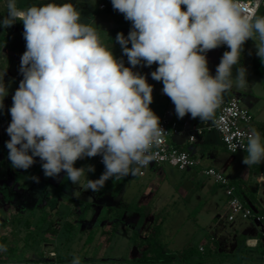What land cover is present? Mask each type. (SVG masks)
Returning a JSON list of instances; mask_svg holds the SVG:
<instances>
[{
    "label": "clouds",
    "instance_id": "clouds-1",
    "mask_svg": "<svg viewBox=\"0 0 264 264\" xmlns=\"http://www.w3.org/2000/svg\"><path fill=\"white\" fill-rule=\"evenodd\" d=\"M264 0H111L114 10L131 22L128 36L115 39L131 67L114 56L95 23L82 21L81 12L68 0L19 8L7 0L0 27L23 24L26 51L19 71L23 79L8 110V158L14 169H29L39 158L45 177L61 172L73 185L99 192L110 179L136 175L156 159L153 149L165 142L160 117L150 108L153 86L133 71L157 64L151 77L162 82L164 95L179 119L208 122L223 95L235 86H248L247 70L240 66L245 43L255 42L264 63ZM184 6V10H182ZM131 45L129 47L128 45ZM222 45L225 51L212 75L207 52ZM0 71V110L8 89ZM243 149L248 168L264 162V139L256 128L245 134ZM101 156L104 172L88 179L95 167H75L78 160ZM39 182L38 177H33ZM7 246L0 244V252ZM71 264H81L74 257Z\"/></svg>",
    "mask_w": 264,
    "mask_h": 264
},
{
    "label": "rangeland",
    "instance_id": "rangeland-1",
    "mask_svg": "<svg viewBox=\"0 0 264 264\" xmlns=\"http://www.w3.org/2000/svg\"><path fill=\"white\" fill-rule=\"evenodd\" d=\"M25 1L27 0H17V2L20 3ZM32 2L34 4L36 3L35 0ZM100 2H106L109 8L112 5L110 0H80L76 7L81 12L82 21L85 23H95L94 26L100 28L99 33L100 36L103 37L105 36V31L103 29L105 21L101 19L98 21L96 18V16L100 14L98 8ZM35 5L38 6L41 5V3L38 2ZM182 10H184V6ZM259 14L264 15V6L259 8ZM5 31V28L0 27V37L4 35L3 33ZM23 42H25V40ZM19 49L22 50L21 52L23 54L26 51V42L25 46L21 45ZM225 51H230V49L226 46H220L214 49L215 54L212 56V59L207 58L208 67L212 75L216 74V67L220 63L221 57ZM121 52L120 48L113 49V53H115L114 56L122 60L123 57L120 54ZM252 55H256V47L255 42L249 39L244 45L240 63L233 67L234 78L238 67L243 66L246 68L248 86L244 89H237L234 86L231 91L226 92V94L237 96L241 94V97L239 96L240 103L243 106H254V108L261 109L260 116L264 117V85L260 76L253 70ZM125 66L127 65L125 64ZM128 67H131V65ZM157 67V64H153L151 67L146 66L145 69H138L137 66L133 68V71L144 75L147 80H152L151 72L155 71ZM244 95H246L247 98H245ZM247 100H251V102L249 103ZM256 126H260L259 132L262 139H264V124H262V126L259 124L257 125L255 121V127ZM215 135L217 136L218 134L215 133ZM211 149H217L219 152L221 151L218 143L212 146ZM201 159L204 164L212 163L211 157H209L207 153L204 155V158ZM88 165L94 166L95 172L101 167L95 158L78 160L75 167H87ZM259 165L264 168V162L257 166ZM162 167L164 169L163 174H157L154 179L155 183L160 186L159 190L156 192H150L148 194L143 193L147 182L150 180L148 169H145V171L148 170L145 176L139 175L138 172L136 175L130 174L119 180L110 179L99 192H93L91 190H85L82 186L83 183H86V180L82 178V184L73 185L66 179V173L64 172H61L60 176L55 179L45 177L41 167V161L38 159L35 168L31 170H21L23 175L16 178L21 192L14 194L9 192L4 195L7 200L11 201L12 199L13 202L17 204L16 206L22 211L15 206L3 209L0 208V233L5 234L9 239L11 238L14 246L12 253L6 256L8 251V246L6 245L7 251L0 253V264H40L39 262H35L39 255L56 257L59 253L64 255L65 261L68 264H71L73 257L78 256L84 251L85 239L90 230L96 226L97 221L99 220L98 222L103 225V218L108 214L110 208L116 206L126 207L130 201H144L149 198H153V211L147 217L141 219L137 214H132L131 216L128 212H125L118 226L110 225L108 226L107 233L100 234V238L96 244L93 245L90 253L84 256L81 264H129L126 260L139 255V251H137L135 255L133 253L130 255H121L127 243L129 241L133 242L131 239L132 232L134 229L140 230L142 233L148 232L151 229L155 215L158 213H161L163 218L161 238L164 241L170 242L172 249L178 250L183 248L185 246L184 240L187 237L191 242H199L201 238L206 237L211 231L210 216L204 214L198 222L194 218L185 220V218H187L185 215L183 217L179 215L183 207L172 189L174 187L178 189L182 182H187V176L182 174V170L180 171L167 164H164ZM95 172L87 173V178L93 180L98 179L104 170L98 175H96ZM203 176L206 179L208 178L207 185L209 188V181H211V179L204 174ZM33 177H38L39 182L32 179ZM34 186L37 187L36 189H41V192L40 190H33ZM183 187H185V185ZM261 196V199L264 201V195ZM0 202H2V200ZM44 203L45 206H41ZM256 203H259V201ZM44 208L51 214L44 229L51 227L54 230L43 231L45 232L44 237L41 238L40 234L36 237L37 242L28 244L24 241V235L27 230H32L33 228H26L23 223L26 217H29V211L33 210V216L31 217H35L36 220ZM15 216L17 218H13ZM16 219L20 220V224L16 222ZM10 221H14V223ZM65 221L72 223L73 228L66 226ZM106 221L110 220L106 219ZM111 221L115 222L117 220L114 219ZM239 221L241 222L238 218L237 223ZM133 223L136 224L135 228H133ZM29 240V242L32 241L31 238ZM97 244L98 247L96 248L95 245ZM110 245L116 247L112 250L113 255L108 252L107 247ZM95 248L96 250H94ZM258 253L260 252L258 251ZM242 254L243 253L239 255V251L236 250L233 254L231 253V257L229 256L227 259L232 260V262H239V264H261L260 256L257 254L253 252H245L243 255ZM225 256L227 255L221 252L220 257H216L217 260L209 264H221L218 261H221V258ZM241 260L244 261V263L241 262Z\"/></svg>",
    "mask_w": 264,
    "mask_h": 264
},
{
    "label": "crops",
    "instance_id": "crops-1",
    "mask_svg": "<svg viewBox=\"0 0 264 264\" xmlns=\"http://www.w3.org/2000/svg\"><path fill=\"white\" fill-rule=\"evenodd\" d=\"M32 1L34 0H27L21 3L17 2V6L22 9L27 8L28 6L34 4ZM37 1L41 4L50 2V0H35L36 3H38ZM78 1L80 0H70V2H72L75 6H78ZM56 2L64 3L68 2V0H56ZM101 4H104L105 7L100 8ZM6 5L7 0H0V19H3V17L7 14ZM98 8L100 10V14H98L96 18L98 19V21L100 19L105 21V25L103 26L105 36L101 38L106 44L111 47L112 52L113 49H121V46L118 42L108 41L110 31L113 28L120 27L125 37H127L132 27L131 22L125 20L123 14L114 10L112 5L109 8L106 2H100ZM99 29L100 28H98V31ZM3 34L4 35L0 37V71L5 70L6 72L4 76V83L8 89V95L4 98L3 101L4 108L0 110V201L2 200V202H0L1 209L14 206L18 208V206H16L17 204H15L12 199L11 201L7 200L4 195L9 192L11 194L21 192L16 178L20 175H23L21 172L22 169H14L11 166V162L8 158L9 150L6 147V142L10 140L6 129L11 122V115L8 110L12 106V96L19 87L16 83L15 77L16 75H21L19 68L22 50H20L19 48L21 45L25 46V42H23L24 38L22 22L17 21L12 27L7 28ZM128 46L131 47L130 44ZM120 54L123 57L122 60L124 64H126V67H128L130 64L128 63L127 56H125L123 52H121ZM214 54V50H211L207 52L206 56L208 59H212V56H214ZM140 68L145 69L146 66L138 65V69ZM147 81L150 85L153 86V102L150 105V108L160 117V120L163 117H166L171 120H177L180 123H187L188 125V129L183 130L176 135H173L172 137H170V141L173 144L179 146L180 148L189 151L200 162V166L198 167L189 168L182 171L180 170L183 175L187 176H183L187 178V182H182L178 189L175 187L172 189L174 194L178 198V201L181 203V206L183 207L182 211L179 212L180 214H178L182 215V217L185 215L187 217L185 218V220H188L189 218H194L198 222L200 221L201 216H203L204 214L210 216L209 219L211 223V231L208 235H206V237L201 238L199 240L200 245L206 242L209 238H211L216 241V244L215 242L211 243V247L213 249L216 248L219 254H221L222 252L227 255V257H229L231 253L233 254L236 250H238L239 255H241V253L244 254L245 252H253L259 256L256 247L258 246L257 244L259 243V241L264 242V223H258L251 220L242 219H239L241 220V222L239 221L240 224L239 222L237 223L238 219H236L235 221H228V209L226 205V196L224 190L218 184L214 183L212 179L211 181H209L210 187L208 188V178L206 179L203 176V173L201 172V167L213 166L221 170L233 182L236 181L238 191L240 189L245 194L244 196L246 198H249V193H252V191H254L253 193H255L257 201H259V203H256V205L264 209V201L261 199V195H264V173L260 172L261 165H253L251 168H248L246 165H244L242 163V160L246 153L242 151L236 153H231L227 151L221 141L220 135L215 130L205 131L202 135L197 136L196 141L191 142L189 140L190 134L194 133L196 128L203 126L204 122L200 121L198 118L192 119L190 115H186L183 119H179L175 113L174 104L172 103L170 98L164 95L162 92V82H157L153 79ZM239 96L241 97V94H239ZM239 96L237 97L239 98ZM244 96L245 98H247L246 95ZM248 102L250 103L251 100H249ZM245 107L249 108L252 111L255 116V121L257 125L259 124L262 126V124H264V117L260 116L261 109L254 108V106ZM214 132L218 135L216 136ZM217 143L220 145V152L217 151V149H211L212 146L216 145ZM206 153L209 157H211L212 163L204 164L202 162L201 158H204V155H206ZM38 159V157L35 158L36 162L27 170L35 168ZM163 165H152L147 168L150 173V180L147 182L146 188L143 193L148 194L150 192H156L159 190L160 186L155 183L154 179L156 178L157 174H163ZM148 170H146L143 175H141L140 173L139 175L145 176ZM184 185L185 187H183ZM36 188L37 187L34 186L33 190H35ZM36 190H40L41 192V189ZM45 203L41 206H45ZM98 244L95 245L96 248L98 247ZM193 244L194 242H191L188 237L184 240V245ZM135 247L136 246L134 245V243L129 241L121 255L124 256L134 253ZM96 248L94 250H96ZM107 248L108 252L113 255L112 250L116 247L110 245ZM219 262L221 264H239V262H232V260L230 259H223ZM241 262L244 263V261L242 260Z\"/></svg>",
    "mask_w": 264,
    "mask_h": 264
},
{
    "label": "trees",
    "instance_id": "trees-1",
    "mask_svg": "<svg viewBox=\"0 0 264 264\" xmlns=\"http://www.w3.org/2000/svg\"><path fill=\"white\" fill-rule=\"evenodd\" d=\"M183 7V6H182ZM122 29L120 27L113 28L110 31L108 41L115 42L117 33H121ZM123 33V32H122ZM124 34V33H123ZM253 59V70L254 72L260 76L262 79L263 85H264V63L261 62V59L257 55H252ZM22 75V74H21ZM225 97H228L229 95L224 93ZM258 131L260 130V126L255 127ZM101 167L95 172L96 175L101 174L104 170V165L99 164ZM262 173H264V168L260 167ZM237 187V194L241 197V199L246 203H251L256 205L257 198L255 196L254 191L252 193H249V198L245 197L244 193L239 189L236 181L234 182ZM248 195V194H247ZM19 209V208H18ZM21 210V209H19ZM22 211V210H21ZM153 211V202L152 199L144 200V201H130L128 202V205L126 207L122 206H116L110 208V211L106 216L103 218V225H101L98 221L94 228L90 230V232L87 235V238L85 239L84 243V251H82L78 256L80 260L82 261L84 256L88 255L93 247L94 244L98 241L100 238V234H105L108 232V226H118L120 220L123 218V215L125 212H128L129 215L132 216V214H137L141 219L147 217L151 212ZM29 217H26V220L24 221L23 225L26 228H33L32 230L29 229L26 231L24 235V241L28 244H33L37 242L36 237L41 234V238L44 237V234L46 231L54 230L51 227H48L47 229H44L45 224L51 215L50 212L47 209H43L41 211V214L38 216V218L35 220V217L33 216V210L29 211ZM264 213V210L261 211ZM13 218H17L16 216ZM106 219L117 221L110 222L106 221ZM11 222V221H10ZM16 222L20 224V220L16 219ZM11 223H14L12 221ZM264 223V222H261ZM162 224H163V218L161 213L156 214L153 221L151 229L146 232L142 233L140 230H135L132 232L131 239L136 246L137 250L139 251V255L133 258H130L126 260L129 264H209L211 262L216 261V257H220L221 254L215 249L211 247V243L215 242L214 239L209 238L208 241L204 242L200 245V242H196L193 245H185L183 248L174 250L170 246V242L164 241L161 238L162 235ZM65 225L73 228V224L65 221ZM133 228L136 227V224L133 223ZM138 225V224H137ZM105 226V228H104ZM45 231V232H43ZM32 239L31 242H29V239ZM243 238V237H242ZM245 238V237H244ZM0 244L7 245L8 251L7 255L12 253L14 250V246L12 244V239L8 238L5 234L0 233ZM256 247L257 250L260 252L259 256L260 258L264 254V245L263 242L259 241ZM200 246L203 247V249H200ZM1 253V252H0ZM227 259V256H225ZM225 257L221 258V260L225 259ZM74 258V257H73ZM1 262V260H0ZM35 262H39L40 264H68L65 261L64 255L59 253L56 257H45L42 254L37 257ZM219 262V261H218Z\"/></svg>",
    "mask_w": 264,
    "mask_h": 264
},
{
    "label": "built area",
    "instance_id": "built-area-1",
    "mask_svg": "<svg viewBox=\"0 0 264 264\" xmlns=\"http://www.w3.org/2000/svg\"><path fill=\"white\" fill-rule=\"evenodd\" d=\"M261 6H264V2L261 3ZM104 7V4L100 5V8ZM22 79V75H16L15 80L18 86ZM160 124L166 132L165 142L153 149V151L158 154L156 159L151 161L147 167L141 168L139 173L143 175L145 169L152 165L160 166L168 164L179 170L200 166L199 160L189 151L180 148L170 141V137L188 129L187 123H180L177 120L163 117L160 120ZM253 127L255 128V116L252 111L243 106L237 96H223L222 102L215 111L213 119L204 122L203 126L196 128L195 132L190 134L189 140L194 142L197 136L202 135L205 131L215 130L220 135L221 141L227 151L231 153L240 151L245 152L240 148L233 152L230 148V144L243 143L246 145L247 140L245 134ZM94 158L98 164H103L101 162V156H96ZM201 172L223 188L228 209V221H235L239 218L258 223L264 222V213L261 212L264 209L257 205L244 202L237 194L235 183L221 170L213 166H206L201 167ZM200 249L202 250L203 247L200 246ZM261 264H264V254L261 257Z\"/></svg>",
    "mask_w": 264,
    "mask_h": 264
},
{
    "label": "flooded vegetation",
    "instance_id": "flooded-vegetation-1",
    "mask_svg": "<svg viewBox=\"0 0 264 264\" xmlns=\"http://www.w3.org/2000/svg\"><path fill=\"white\" fill-rule=\"evenodd\" d=\"M138 250L135 249V252L133 253L135 255V253L137 252Z\"/></svg>",
    "mask_w": 264,
    "mask_h": 264
},
{
    "label": "water",
    "instance_id": "water-1",
    "mask_svg": "<svg viewBox=\"0 0 264 264\" xmlns=\"http://www.w3.org/2000/svg\"><path fill=\"white\" fill-rule=\"evenodd\" d=\"M135 249L137 250V248L135 247Z\"/></svg>",
    "mask_w": 264,
    "mask_h": 264
}]
</instances>
